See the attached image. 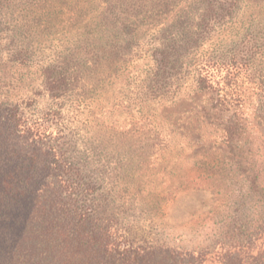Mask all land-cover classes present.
I'll return each mask as SVG.
<instances>
[{"label":"rangeland","instance_id":"374dc122","mask_svg":"<svg viewBox=\"0 0 264 264\" xmlns=\"http://www.w3.org/2000/svg\"><path fill=\"white\" fill-rule=\"evenodd\" d=\"M11 5L0 14V98L13 106L31 103L37 114L54 106L66 127L62 142L74 146L69 157L92 169L103 186L101 209L135 246L222 264L239 242L238 229L258 224L260 200L250 185L264 155V111L253 96L245 110L254 131L250 152L236 156L220 143L224 119L208 115L217 111L216 93L197 91L196 76L204 64L244 56L248 37L264 38V0H240L231 13L222 12L234 15L190 44L167 85L156 84L153 55L176 34L188 42L206 14L205 0ZM108 6L117 12L106 14ZM16 51L23 52L20 59L11 56ZM249 52L251 78L259 82L264 46L254 58ZM50 68L69 78L56 105L45 87Z\"/></svg>","mask_w":264,"mask_h":264},{"label":"trees","instance_id":"16d2710c","mask_svg":"<svg viewBox=\"0 0 264 264\" xmlns=\"http://www.w3.org/2000/svg\"><path fill=\"white\" fill-rule=\"evenodd\" d=\"M205 1L206 14L200 15L188 42L186 35L176 34L155 51L156 84L167 85L177 76L190 44L198 43L216 23L232 18L234 14L222 12L231 13L240 0ZM11 3L0 0V14ZM117 9L108 6L106 14H115ZM3 40L0 36V66ZM245 45L243 52L249 54L253 49L254 58L264 46L263 35L248 37ZM22 54L16 51L11 56L20 59L17 55ZM246 54L222 64H204L196 76L197 91L216 93L217 111L208 115L224 119L220 143L238 157L250 152L254 131L249 128L245 110L253 96L259 98L257 110L264 111V79L252 80L254 64L246 60ZM46 75V92L56 105L68 85L67 71L50 68ZM52 107L37 114L31 110V103L13 106L0 98V264H202L156 247L135 246L116 231L111 216H105L107 209H101L106 206L99 204L102 199L98 195L103 190L100 180L94 178L86 162L69 157L74 146L66 148L62 142L65 137L60 134L66 127L59 124L60 113ZM229 112L232 115L225 118ZM250 194L260 200L255 213L258 224L238 229L239 242L222 264H264V155Z\"/></svg>","mask_w":264,"mask_h":264}]
</instances>
